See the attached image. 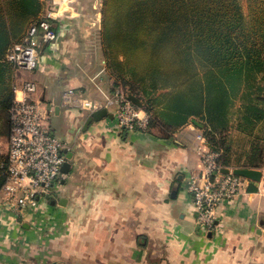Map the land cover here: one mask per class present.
<instances>
[{"label":"crops","instance_id":"obj_1","mask_svg":"<svg viewBox=\"0 0 264 264\" xmlns=\"http://www.w3.org/2000/svg\"><path fill=\"white\" fill-rule=\"evenodd\" d=\"M79 24L62 15L38 68L15 76L33 78V97L53 105L71 166L37 209H0V264H264V187L221 202L212 230L197 220L189 190L202 172L196 117L171 136L120 128L114 114L84 129L90 112L65 103L63 91L104 98L117 87L105 55L99 66L89 55Z\"/></svg>","mask_w":264,"mask_h":264},{"label":"trees","instance_id":"obj_2","mask_svg":"<svg viewBox=\"0 0 264 264\" xmlns=\"http://www.w3.org/2000/svg\"><path fill=\"white\" fill-rule=\"evenodd\" d=\"M41 1L0 0L3 133H10L16 76L7 55L39 21ZM247 3L248 14L241 0H104L102 39L115 87L149 113L145 130L171 136L196 117L221 166L257 168L264 164V0ZM8 164L0 152V190Z\"/></svg>","mask_w":264,"mask_h":264},{"label":"built area","instance_id":"obj_3","mask_svg":"<svg viewBox=\"0 0 264 264\" xmlns=\"http://www.w3.org/2000/svg\"><path fill=\"white\" fill-rule=\"evenodd\" d=\"M41 17L21 43L8 52V59L15 65L16 73L33 71L39 66L44 45L57 37L56 23L63 15L56 10L53 0H46ZM40 29V30H39ZM38 84L32 79L14 82V99L10 108L11 127L8 136L9 164L7 180L0 190V209L17 211L38 208L41 196L57 180L65 177L62 166L68 160L70 147L48 127L47 119L54 110L51 103L33 98ZM65 103L92 112L100 108L112 111L116 125L130 130L147 128L149 113L128 98V93L117 88L104 98L85 96L74 87L62 93ZM196 150L202 161L200 176L189 182L198 222L206 230L214 229L217 222V206L247 192L251 184L264 187V166L261 179L254 180L242 174L223 172L218 163L219 152L212 149L203 132L197 133Z\"/></svg>","mask_w":264,"mask_h":264},{"label":"rangeland","instance_id":"obj_4","mask_svg":"<svg viewBox=\"0 0 264 264\" xmlns=\"http://www.w3.org/2000/svg\"><path fill=\"white\" fill-rule=\"evenodd\" d=\"M43 4V9L46 7V0H42L41 1ZM242 3V7L243 10L245 12V14H248V3L247 0H241ZM62 5H66V8H64L62 11L60 9V7ZM54 6H56V10H59V12L61 11V14L66 15V14H73L76 15V17H78V19L80 20V29L81 31L83 30V39H87L88 42V49H89V55L96 57L97 58V65H101V60L100 57L103 58L105 53L103 54L102 49L104 50V45H103V39H102V19H103V7H104V0H73V1H63V0H57L54 1ZM100 18V19H99ZM100 20V21H99ZM54 23H56V30H57V24H58V20L54 21ZM40 30V29H39ZM100 46L102 47V49H100ZM97 48H99L100 51V56L97 57ZM106 57V55H105ZM29 72L30 70H22L20 71L21 74H23L24 72ZM27 72V73H28ZM32 79L33 78H29V77H24L23 79ZM35 81V80H34ZM38 84V83H37ZM39 87L37 88L38 92ZM35 98V97H33ZM35 99H39V98H35ZM39 100H42L41 98ZM45 104L50 103L47 100H42ZM53 115V111L49 114V117L47 119L48 122V127L55 132V134L58 135V132L54 126L55 124V120H54V115ZM234 139H235V143H245V141L240 137V136H235L234 133ZM61 138V137H60ZM238 140V141H237ZM199 144V141L198 143ZM7 145H8V138L7 137H1L0 136V147L1 149H5L7 151ZM238 149V148H236ZM238 151H233V153L231 154V158H235V154ZM264 166V164L262 165ZM261 166V167H262ZM258 168V167H257ZM61 180H57L52 186H50L47 189V193H44V195L41 196V201L42 200H46L47 196L49 195V193H53V191L56 190V188L60 185ZM257 195H255V199H257ZM40 206V204H39ZM38 206V207H39ZM37 209V208H36Z\"/></svg>","mask_w":264,"mask_h":264},{"label":"water","instance_id":"obj_5","mask_svg":"<svg viewBox=\"0 0 264 264\" xmlns=\"http://www.w3.org/2000/svg\"><path fill=\"white\" fill-rule=\"evenodd\" d=\"M128 98L132 102H134L136 105L142 107V101L136 95L128 94ZM106 116L113 117V113L108 111V109L106 108H100V109L92 111L85 121L84 129H86L89 123L92 122L93 120H100L101 118L106 117ZM192 121L196 123L197 125H199V127L203 128L204 126L203 123L200 122L198 119L193 118ZM68 157L70 158L71 155H69ZM70 166H71V163L67 160L62 166V170L65 173H67L70 170ZM221 170L225 173H228L230 171V167L224 166L222 167ZM233 172L242 174L254 180H260L261 175H262L261 169L255 168V167H235L233 168Z\"/></svg>","mask_w":264,"mask_h":264}]
</instances>
